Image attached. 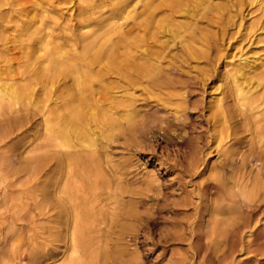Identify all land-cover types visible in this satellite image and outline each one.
I'll use <instances>...</instances> for the list:
<instances>
[{"label": "bare ground", "instance_id": "6f19581e", "mask_svg": "<svg viewBox=\"0 0 264 264\" xmlns=\"http://www.w3.org/2000/svg\"><path fill=\"white\" fill-rule=\"evenodd\" d=\"M64 1L0 0V119L8 123L6 132L1 135L0 131V148L12 146L16 133L23 134L28 125H36L35 147L40 153L33 159L21 153L18 168L5 165L4 154H0L1 202L12 213L6 231L13 240L9 263L141 264L136 245L131 244L149 227L139 205L143 198L156 196L157 181L132 188L123 172L110 165L104 149L115 133L136 121L134 95L138 89L165 95L173 88L157 78L163 56L154 50L158 31L164 29L183 39L184 25L176 21L177 14H192L198 5L193 6L192 0H141L137 13L136 0H75L66 17L65 8H61ZM256 1L249 0L251 4ZM258 1L264 11V0ZM215 6L206 2L201 8L222 15L223 7ZM107 7L111 9L106 11ZM124 20L132 21L128 29L121 24ZM135 32L143 36L131 38ZM199 36L195 45L203 42L195 49L186 45L188 36L180 43L193 54L198 46L206 47L205 38L199 40ZM248 50L239 53L233 66L226 64V69L232 67L226 70L231 81L228 93L231 91L229 97L236 109L226 106L221 96L210 115L209 137L217 143L213 145L227 162L225 167L220 171L213 167L206 173L197 157L189 167L193 175L216 183L221 196L239 197L240 204L253 210L262 198L260 184L230 165V148L222 146L244 123L251 140L264 148V54L256 56L253 49L252 53ZM249 54L252 56L247 57ZM230 57L237 59L234 54ZM22 113L26 119L10 124L11 115ZM159 130L167 136L169 129ZM194 153L200 154L198 149ZM208 187H199L200 201ZM210 202L207 244L202 247L206 253L201 254L200 246L194 248L195 264H233L237 252L251 255L252 249L259 247L257 221L251 215L243 220L232 210L225 212L216 199ZM16 221L24 224L18 229ZM179 231L165 232L162 238L180 241ZM128 248L134 249L130 253ZM225 248L228 251L219 255ZM208 250H213V259L206 256ZM129 255L132 258L128 260Z\"/></svg>", "mask_w": 264, "mask_h": 264}, {"label": "rangeland", "instance_id": "374dc122", "mask_svg": "<svg viewBox=\"0 0 264 264\" xmlns=\"http://www.w3.org/2000/svg\"><path fill=\"white\" fill-rule=\"evenodd\" d=\"M201 1L192 0L193 6L198 5L192 12L193 15L191 13L177 14L176 18H182L176 19V21L184 25L181 31L185 33L182 34L188 36L187 39L189 38V44L186 45L195 49L198 43L203 42L199 41L195 45L198 41L196 38L198 39L200 35L205 38L206 44L204 45L206 47L201 46L202 48H200L198 46L196 49L199 48L198 51L201 49L199 55L197 50H194L192 54L189 50L187 52L183 43L182 45L180 43L186 36L184 38L181 35L183 38L181 39L172 33L169 34L167 30L158 31L159 41L155 44L154 50L163 56L159 61L161 64L156 73L157 78H160V81L170 88L172 85L173 88H169L170 90L166 91L165 95L163 92L156 91L149 94L138 89L134 95V106L136 115L138 114L136 121L131 123L133 126L126 125L124 130L115 133L114 138L107 143L104 152L111 162L110 165L123 172L126 177L125 181L127 180L126 183L128 182L132 188H137L145 181L150 180L157 181L154 186L160 190L153 198L151 195L148 198H143V203L139 205V212L144 215L149 227L140 231L136 241L132 242L131 245L135 243L137 252L141 257V264H195V249L200 246L201 254L206 253V248L202 247L207 244L204 238L209 231L207 224L212 199H216L227 213L232 210L238 217L251 215L255 222L257 221L255 235L259 239L257 242L259 247L252 249V256L246 252H237L234 255L233 264H264V148L260 149L256 140H251L250 132L246 131L244 123L235 131V136L222 144L224 148L227 146L230 148V165H233L237 171H241L249 181L257 180L260 184L262 198L258 200L257 206L255 205L253 210H247L245 203L240 204L242 201L239 197L229 199L221 196L216 183L210 181L207 183L208 181L205 180L207 177L202 178L205 176L193 175L189 167V163L196 157L198 160L201 158L199 163L203 165L202 168L206 173L213 167L218 171L223 170L227 163L223 157L216 153L217 143L215 144L213 138L209 137L211 136L210 133L212 134L210 129L213 120L210 115L213 113L215 100L221 96H224L223 102L226 106L229 105V108L236 109L233 97H229L231 91L228 93V89H230L231 81L227 73L232 68L230 66L239 61L238 56L241 52L245 53L246 51L247 53V49H251L248 51L252 53L253 49V53H257L256 56L264 54V11L259 8L258 0L253 4L249 0H240L241 2L231 0V2L233 1L231 6L229 5L231 2L228 3L227 0H224L226 2L223 0ZM75 2V0H65L61 8H65L67 12ZM136 2L135 6L138 13L142 3L141 0H136ZM206 2L211 3L212 6L223 7L219 14L224 17H221L222 15L217 16L216 11L211 13L206 8H201ZM237 2L243 3L238 4ZM233 3L236 4L233 6ZM239 5L241 6L239 7ZM110 9L111 7H107L105 10L109 11ZM200 10L204 11H202L203 14L200 13ZM213 13L215 15L211 16ZM69 15V12L65 13L66 17ZM209 16L211 17L208 18ZM257 19L259 20L257 21ZM121 22L124 28L127 27L126 29L132 24L131 20ZM245 23L247 27H245ZM238 24H241V28L244 30L238 28L240 27ZM248 26H253V28L248 31L246 30L249 28ZM186 30L190 32L188 35ZM135 33L131 38L143 36L139 32ZM200 38L199 40H202ZM257 38L259 39L257 40ZM187 39L185 43H187ZM232 54L237 55V59L236 57L230 59ZM251 56L250 54L247 55V57ZM226 64L230 65V68L226 69ZM184 92L186 98L183 99L182 94ZM166 95L168 96L166 97ZM24 119H26L25 113L11 115L10 124ZM7 126L8 123L1 118V135L6 132ZM159 127L169 129L167 136L164 132H160ZM37 131L36 125H28L25 133L18 132L13 136L12 146L0 148V154H4L3 162L5 165H9L10 168L20 167L19 155L21 153H24L23 157L26 159H33L40 155L36 152L37 148L35 147ZM19 140H22V143ZM194 148L198 149L200 154H195ZM209 148L210 150H208ZM229 171L230 169L227 170L228 176ZM201 186H209L203 201L199 199L201 195L199 187ZM2 190L3 186L0 185V224L2 225L0 227V264H10L13 240L6 231L12 224V221L7 219L12 213L1 202ZM189 202L192 205H186ZM5 217L7 221L3 219ZM16 223L18 229L21 224H24L17 221ZM168 231H179L183 237L182 240L166 242L162 235ZM149 232H152L153 235H149ZM237 240L234 238V241ZM154 244L156 247L152 246ZM191 245L193 246L191 247ZM151 247H153V252L150 251ZM133 249L128 248V251L131 253ZM212 251H207L206 256L209 259L214 258ZM227 251L225 248L219 255ZM129 258L131 259L132 255L126 259L129 260Z\"/></svg>", "mask_w": 264, "mask_h": 264}]
</instances>
